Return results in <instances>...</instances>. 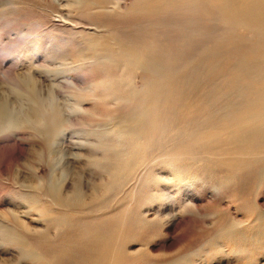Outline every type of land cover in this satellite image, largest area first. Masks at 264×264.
<instances>
[{
  "label": "rangeland",
  "instance_id": "1",
  "mask_svg": "<svg viewBox=\"0 0 264 264\" xmlns=\"http://www.w3.org/2000/svg\"><path fill=\"white\" fill-rule=\"evenodd\" d=\"M226 1L0 0V71L63 118L24 95L31 125L0 136V264H264L263 164L205 147L228 59L264 44V6ZM150 50L177 60L123 67Z\"/></svg>",
  "mask_w": 264,
  "mask_h": 264
},
{
  "label": "bare ground",
  "instance_id": "2",
  "mask_svg": "<svg viewBox=\"0 0 264 264\" xmlns=\"http://www.w3.org/2000/svg\"><path fill=\"white\" fill-rule=\"evenodd\" d=\"M243 1L247 5L258 1L260 5L264 6V0ZM255 17L264 25L263 13H258ZM261 40L258 43H249L242 49L249 53L246 58L244 56H235L228 59L230 60L229 63L226 61L228 63L227 80L222 84L219 91L221 93H218V95H221V98H218L225 100L228 110L225 107H213L209 109V116L206 118L207 123L211 127L209 134L214 138L207 139V143L204 138L195 139L193 137L195 141H191L192 145L198 140L200 142L204 141L207 150L214 153L215 156L217 155L220 158L219 161L224 165H228L229 162L233 161L234 163L236 161H239V163L244 162L239 159L246 156L247 160H249L248 162H252L255 165L263 164L264 166V44L261 43ZM129 53L127 57L133 60L124 61L123 67L131 70L133 63L137 69H142L143 77H147V75L152 73L161 75L162 72L172 66L177 60L175 57H155L152 55L151 50L147 52L131 51ZM224 56L226 55L224 54ZM26 76V79L30 81V86L34 87V93H27L26 89L24 91L27 93L26 95H28L29 100L38 107V112L33 118L36 121L33 123L37 124V119H39L40 125L46 127L45 129L49 126H60L63 123L61 102L54 99L53 96H51L50 103L46 102L49 100V96L45 100L41 98L35 89L36 81L33 76L30 74ZM159 95L160 91L159 93L156 92L153 97L151 94L149 95L152 97L150 100L153 101L152 111L157 112L159 109L158 105L161 100ZM77 104L79 103L77 102ZM30 119H25L21 123V127L31 125ZM219 134L224 136L221 142L215 139Z\"/></svg>",
  "mask_w": 264,
  "mask_h": 264
},
{
  "label": "clouds",
  "instance_id": "3",
  "mask_svg": "<svg viewBox=\"0 0 264 264\" xmlns=\"http://www.w3.org/2000/svg\"><path fill=\"white\" fill-rule=\"evenodd\" d=\"M0 82V136H3L19 130L26 119L24 103L20 99L26 92L21 86L27 93H34V87L28 79H21L9 69L0 71ZM46 102H51V94Z\"/></svg>",
  "mask_w": 264,
  "mask_h": 264
}]
</instances>
